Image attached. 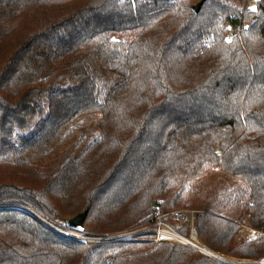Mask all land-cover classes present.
<instances>
[{"label":"trees","instance_id":"16d2710c","mask_svg":"<svg viewBox=\"0 0 264 264\" xmlns=\"http://www.w3.org/2000/svg\"><path fill=\"white\" fill-rule=\"evenodd\" d=\"M177 209L208 248L264 262V0H0V264H228L43 223L87 211L63 228L110 238Z\"/></svg>","mask_w":264,"mask_h":264},{"label":"built area","instance_id":"2783aa9c","mask_svg":"<svg viewBox=\"0 0 264 264\" xmlns=\"http://www.w3.org/2000/svg\"><path fill=\"white\" fill-rule=\"evenodd\" d=\"M252 3H254V2L252 1ZM233 36H234V32L231 31L228 38L230 39ZM169 215L172 216L173 220L176 223H178L179 226L186 224V223L190 224V233H191L190 238L183 236L181 233H179L177 231V229L175 227L168 224L167 222L164 221V219H162L160 217V218H158V221L156 222L154 227H149L146 229L129 230V231L120 233L116 236L110 237V238H85V237H81L78 239L91 241V242H102V241H106V240H133L136 237H138L144 233L153 232L157 235V239L155 240L156 243H159L161 241L177 242V243H181V244H185V245H190V246H192L198 250H202L203 252L208 253L207 250L203 249V246L199 243V240L197 238V234H195V230H194L195 212L194 211L177 210V211L171 212ZM249 218H250V215H248L245 219L242 220V230H244V232L246 234V238L249 240H252V239H256V238L261 237L263 235L262 233L249 228V226H248V219ZM62 225L67 227L69 225V223L62 222ZM65 234H67V233H65ZM260 264H264V262H260Z\"/></svg>","mask_w":264,"mask_h":264},{"label":"rangeland","instance_id":"374dc122","mask_svg":"<svg viewBox=\"0 0 264 264\" xmlns=\"http://www.w3.org/2000/svg\"><path fill=\"white\" fill-rule=\"evenodd\" d=\"M93 120L87 121L85 126H84L85 134L88 136V138H91V136L93 135V133L96 130L94 125H93V123H94ZM79 137H80V133L77 132V129L74 131L73 134H69L68 137L66 138V140L64 142H62L61 144H59L57 147H55L53 149L52 153L50 154V156L47 159H45L44 163L46 164V166L49 165V163H51V164L53 163V165H54L55 161L56 162H60L65 157H67L69 155L70 150L74 147V145L78 141ZM177 210H183V209H177ZM177 210H175V211H177ZM184 211H194V210H184ZM43 223L46 224L48 227L52 228L53 230L57 231L58 233H61V234H64V235H70V236H73L75 238H81L80 236H75V235L70 234L69 232H67L63 228L64 226L62 225L61 222H54L53 224H50L49 222L43 220ZM56 225L60 226V227H57ZM248 226H249V222H248ZM175 227L178 229L179 228V224L176 223ZM146 228H140V229H146ZM249 228H251V226H249ZM252 230H254V229H252ZM64 232L67 233V234H65ZM178 232H180V231L178 230ZM148 234L155 235L154 241L157 239V235L155 233L148 232ZM181 234H183V233H181ZM240 235L245 237V239H247L244 230L241 229ZM183 236H185V235H183ZM190 236H191V233L189 232V236H187V237L190 238ZM247 240H249V239H247ZM199 243L203 246V249L208 251L209 254L206 253V252H203L202 250H198V249H196V248H194V247H192L190 245H186V246H189V247L199 251L200 253H202V254H204V255H206V256L214 259V260H218L220 262H224L225 261L224 263H228V264H243L244 262H246V261H239V260H236L234 258L226 257V256H224V255H222V254H220L218 252H215L212 249L208 248L207 246L202 244L200 241H199ZM248 263H260V262H248Z\"/></svg>","mask_w":264,"mask_h":264},{"label":"water","instance_id":"95a60500","mask_svg":"<svg viewBox=\"0 0 264 264\" xmlns=\"http://www.w3.org/2000/svg\"><path fill=\"white\" fill-rule=\"evenodd\" d=\"M202 4H203V2H200L198 5H196V7H195L196 12L200 11V9L202 7ZM86 216H87V211H85L84 213L79 214L78 216H76L75 218L71 219L68 222L69 226L72 227V228H82L84 226ZM243 264H260V263L244 262Z\"/></svg>","mask_w":264,"mask_h":264},{"label":"snow or ice","instance_id":"6c2138e0","mask_svg":"<svg viewBox=\"0 0 264 264\" xmlns=\"http://www.w3.org/2000/svg\"><path fill=\"white\" fill-rule=\"evenodd\" d=\"M254 10V9H253Z\"/></svg>","mask_w":264,"mask_h":264}]
</instances>
